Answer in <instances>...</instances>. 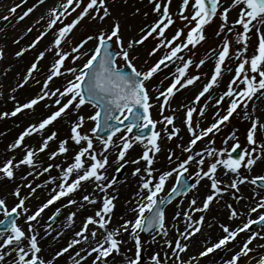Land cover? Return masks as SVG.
<instances>
[{
  "label": "snow or ice",
  "instance_id": "snow-or-ice-1",
  "mask_svg": "<svg viewBox=\"0 0 264 264\" xmlns=\"http://www.w3.org/2000/svg\"><path fill=\"white\" fill-rule=\"evenodd\" d=\"M43 2V0H40ZM150 2L154 3V11L160 13V19L149 26L147 31L142 29L144 34L140 37L139 40H132L129 42L127 48L124 46L123 39L120 37V23L114 22L110 31L101 30L97 33L96 36H88L86 40L79 46L83 47L88 41L96 40V46L92 50L91 54L82 53V55H88L86 62L80 68H69L68 72L72 73L73 79L68 81L67 87L61 91L59 88L54 91H47L48 83L55 76H60L63 73L61 72V67L64 64L65 59L70 55L65 52H57L58 59L51 66V74L47 77L43 84L42 94L37 95L35 98L29 100L27 103L19 104L15 109L11 112L0 113V116L7 117L9 115L15 116L20 113L24 109H31L34 105H36L40 100L45 99L46 97L56 96L59 94V98L55 100V104L58 105V109L49 115L47 118L43 119L38 125H31L26 128L16 139V141L10 145L11 149H15L21 147L25 137L31 135L34 132H39L43 130L47 125L51 124L58 117L61 116L62 113H65V110L70 106L74 108H79L80 106L86 103H92L100 110L96 111L93 116H90L89 119L96 121V126L92 129L93 133H96L103 123L106 129H111V134L102 140L104 149L107 150L108 147L113 146V136L116 132L120 131V128L117 124H112L110 121H117L118 124H124V120H129L131 117V122L125 125V129L127 133H132L133 129L147 130L149 126H151L152 131L150 135L145 138L143 135H136L134 138H130L128 136H121V144L118 146L120 148L118 152V161H124L126 151L132 147V143L134 141H145V151L140 159L146 162L147 167L145 171L148 176L151 177V173L153 171L151 165L153 164V157L149 155V152L155 154L160 151V147L157 143V140L160 137V133L155 131L156 121L151 119L149 114V109L152 105L149 103V95L148 90L145 87V81L150 79L154 73H156L161 65H166L167 62L173 61V58L183 60L182 56L178 54L181 53L184 49L188 48L189 45L195 47L200 41H202L205 37L203 35V26L207 24L218 12L219 10V0H191V6L193 9V14L191 16V21H196L195 26L190 28L187 33L186 41L180 43H173L178 40L181 36L183 30H177L176 34L172 37L171 40L164 38V30L168 27V25L173 23L172 17L169 13V9L167 4L170 3V0H165V6L161 11V3L159 0H150ZM83 3V0H66V3L61 4L60 9L53 8L50 12L51 19L48 21V27H54L58 21H60L61 17L64 16L68 9L71 8L72 11H75L77 7H79ZM190 0H182V6L180 9L181 18L184 20H189V17L184 16L183 13L185 9L189 6ZM243 5L240 9L238 18L233 22L232 26L228 25V12L230 7L224 8L220 13L221 20L223 23L220 26V31L223 32L225 28L227 31L231 33L233 31V27L235 25L242 26L243 31L237 32L235 39L238 44H243V49L237 50L236 59L240 60L236 68V77L230 83L228 90L224 93V96L231 98L230 105L227 109V114L220 117V119L211 124L208 128L196 131L192 126V116L196 111L195 108H188L186 112V123L189 129V132L192 135V139L189 141V147L185 148V151H191V147L194 146L198 140L202 139L204 136H207L209 133H212L214 129L218 130V126L222 124L224 121L229 120V117L237 110L239 107H243L244 118L251 120V127L247 133V142L250 145H257V141L254 136L259 125L258 119H252L247 109V103L253 99V96L260 90H264V34L260 33V28L264 27V0H232V5ZM16 7L10 9V12L15 13ZM33 9L29 8L20 19H23L27 16ZM90 11L92 12V19H98L99 21H103L106 17L110 15L109 9L107 7L106 0H88V2L83 7L80 15L73 20L71 23H68L58 29V32L54 39V45L57 49L60 48L62 41L71 33L72 29L75 27L77 23L84 16L89 15ZM8 17H4L7 19ZM191 21H189L191 23ZM255 22V23H254ZM252 28H256L258 34V47L255 54H253L250 58H242L243 53L247 51V41L249 39L248 33ZM31 31V29H29ZM153 33H156L162 39L160 40V44L157 48H154L150 55L155 54L156 51L159 50V47H165L168 49L167 54L161 57L147 72L137 71L135 66L132 64L130 59V49L133 47V44H142L144 40L148 39V37L152 36ZM220 32L217 33L219 35ZM115 39V43L119 47L118 52H113L112 44L113 38ZM42 37H38L37 41L34 42L31 47H35V43L39 42V39ZM230 50V41L227 36H225L224 41L221 45V50L218 53V57L215 63L214 73L210 78V81L204 86L203 90L199 92L196 96V101L199 102L200 98L205 95V93L209 92V90L217 83V78L221 75L222 65L225 62L226 57L229 56ZM73 52L79 51V48H73ZM215 51V50H212ZM23 54V51L17 52L16 55L20 56ZM3 52L0 51V57H2ZM120 56L123 61L127 64L128 67L131 68L130 73L123 72L120 67L117 66L116 57ZM44 57V52H41L37 58V61H34L31 64V67L28 69L24 83H27L28 79L32 78V74L34 71L38 70V61ZM79 56L73 57L74 60L79 59ZM204 60L199 62L200 65L204 64ZM192 64V60L189 58L187 61L183 63L182 67H178L176 72L178 75L174 77L173 83H171L165 91L160 92L156 97L157 100L161 101V113H163L164 106L168 104L169 97L174 95V89H177V85L180 87H185L187 85H191L195 80L199 79V76H194L184 80L182 83L181 80L185 76L186 69ZM245 65H250V71L254 74H258L260 77L257 80V75L249 76L247 75V70L245 69ZM199 67V65H198ZM243 74V75H242ZM240 81L245 85L244 88L240 90H235L232 87V84H235L237 81ZM19 87H23V84H20ZM224 96H221L217 103H221L224 99ZM68 97V99L61 103V98ZM15 99V97H12ZM143 110V112L140 111ZM103 112V120H101V115ZM127 112V115H125ZM119 113L120 115H117ZM200 115H203V111L201 110ZM120 116H123L124 119L121 120ZM83 117H78V122H76L71 127V139L76 143L80 144L81 141H86L87 146L83 147L78 151L74 156V162L68 165L65 169H62V180L58 185V190L53 189L54 194L43 204L41 205L33 214L27 216V221H35L37 217L41 215V213L52 205L55 201L59 200L61 197L68 195L71 192L76 191L82 181H87L93 179L96 183V188L99 191L106 193L107 189L112 186V184L116 183L115 179L111 180L109 183H102L107 180V177L101 172V169H104L105 165L108 163L107 157L104 156L101 159L97 158V155L90 151L93 149V139L87 135H82L78 129L82 126ZM174 121V116H164L161 123H165L166 125H172ZM264 127V125H260ZM179 130L173 129L172 132L167 133L168 139H171L173 135H175ZM56 133L53 132L47 138L43 140L42 146L39 151L43 152L47 147L49 141L55 139ZM228 140H236V143L233 144L231 149L228 148H209L207 149V155L213 156L215 155L217 159L215 162L211 163L207 169L204 171L203 168L200 169L202 172V176L200 172L197 173V183L199 182V178L207 177L210 181V187L214 190V194H219L226 190V188H221V182L216 179L215 173L217 171L218 166L224 167L226 170L230 171L235 175L231 185L228 187L232 189H238V184H244L249 181L247 176H241L239 173L240 168L243 166L244 168L251 170V168L256 164V162L261 158V154H264V145H258L251 148L249 151L245 149L241 155L238 157H234L232 153L236 152L240 149V144L235 136V134L226 137L224 140V144L228 143ZM67 140H63L59 143L58 152H53L50 156L51 158H55L56 155L66 153L68 148L66 144ZM214 143V141L212 142ZM150 145V147H148ZM259 148V151H258ZM35 151L31 148H27L24 157L18 162L14 163V158L7 159L2 166H0V173H3L4 176L11 179L13 177V168H18L21 164L35 166L34 165V156ZM201 158L197 161L198 165L204 164L203 153H197ZM91 160V163L85 166L86 157ZM171 159V155L169 156ZM195 159L194 156L189 155L185 160L181 161L176 168H173L170 171L164 172L159 176V180L154 185L151 182V179H144L142 183V188L145 191L143 195H140V200L137 202V207L133 209V211L137 212V216L134 221H125L119 227L109 230L108 225L111 223L110 213L114 207L113 199L114 197H110L107 194L103 197L102 208L97 210L95 213V217L88 216L80 229V231L75 233V237L71 242L67 245V247L61 249L56 252V257L62 256L64 253L68 252L74 246L82 244V243H90V247L88 249H81V251L85 252L86 255L81 257V251H77L75 256L73 257V264H81L82 259H86L87 255H91L95 253V258L93 260V264H108V257L113 253L120 254V245L122 243L117 237L121 232H129L131 237L135 240L136 252L134 257L125 256V264H140L142 259L141 257V242L139 239V231H147L153 227H159L164 235H167V231L164 229V210L162 205L166 202L158 199V194L163 190L164 185L168 177H171L173 173L177 174V184L182 183L184 174L188 171L187 165ZM243 162V164H242ZM132 163H139V160H134ZM52 165H49L48 168H45L44 171L48 172L51 169ZM56 167H60L56 165ZM123 167V164L117 169ZM81 170L82 174H81ZM76 172L75 179H72L71 183H68L69 178L72 173ZM141 172L140 168H136L134 170V175ZM31 174V173H29ZM264 186V175H259L252 177L250 183L254 186L258 185ZM196 185L193 184L192 187ZM27 187L31 188L32 186L29 184ZM35 191V189H33ZM177 194V187H173L167 194L166 200L170 202V200ZM15 195L17 197L20 196V190L17 188ZM84 201H88L89 203H95V199L91 198L89 195L83 196ZM214 200V195H208L203 202L201 208L194 209L195 211H205L209 208V204ZM69 204H75V200H69ZM25 199H20L18 204L8 209L6 206L5 200L0 199V209L3 211V215L6 217L5 220H0V225H4L3 228H0V248H5L7 246L15 245L12 248V251L18 254V259L14 261V264H52L51 261H45L38 254L41 252V248L38 246L37 236L35 234H30L27 236L29 241L27 247L22 246V241L26 238V233L19 227L16 223V219L14 218V214L16 216L19 215V211H27L24 208ZM192 205L196 204L195 200L191 201ZM230 212V219L236 218L241 215L237 210L232 209L231 205H228ZM264 209V196H261L259 202L250 208L251 213L259 212V215L256 219H247L245 223L238 226L235 229H230L228 225H221L223 232L225 235L220 238L217 242L212 243L210 246H206L203 251L199 253L201 257L207 256L208 254L214 252L216 249H221L226 246L231 240H234L236 236L244 231H249L251 226L254 224H260L264 226V212L260 211ZM148 213V215H145ZM60 214V209L57 208L56 212L53 216L49 217L50 220H55L56 217ZM76 215L75 212H72L68 216V220H72ZM179 215V213L177 214ZM108 216L106 219L105 217ZM188 223L186 224L185 231L180 233L185 240H188L195 233L200 232L201 225L204 222V217L200 216L198 220H192L190 214L185 213ZM89 225H95L96 228L89 231ZM48 228H51V225H48ZM33 230V226L29 224V233ZM99 230V232H98ZM100 235V239L97 240V235ZM259 232H254L249 236L248 240L244 243L241 252L234 255L230 260L226 262V264H237L240 255H247L251 249H249L248 245L251 243L253 239L259 235ZM168 243L169 247H172V243L170 241ZM187 244H181L179 240L175 242V247L173 249V254L176 256L179 264H190V262H186L180 259L179 254L183 253L187 250ZM6 253L0 252V261L4 259ZM75 257H80V259H76ZM152 261L154 264H161V260L159 254H154L152 256ZM259 264H264V258L259 261Z\"/></svg>",
  "mask_w": 264,
  "mask_h": 264
},
{
  "label": "rangeland",
  "instance_id": "rangeland-1",
  "mask_svg": "<svg viewBox=\"0 0 264 264\" xmlns=\"http://www.w3.org/2000/svg\"><path fill=\"white\" fill-rule=\"evenodd\" d=\"M21 1L26 2V0H14V2L11 4V8L16 6L17 4L23 5L25 3V2L21 3ZM64 1H66V0H64ZM143 1L144 2L145 1L150 2V0H143ZM87 2H88V0H83V3L79 7H77L75 9V11H72L71 8H69L68 12L64 16L61 17L60 21H58L54 27L50 28L52 33L57 34L58 29L60 27L66 25L68 23H71L73 20H75L80 15L83 7L85 6V4ZM106 2H107V7H108L109 12H110V15L108 17H106L102 22L99 21L98 19H92L91 18L92 12L90 11L89 15L84 16L83 19H81L79 21V23H77L75 25V27L72 29L71 33L65 38L64 41H62V43L60 45L61 47L57 51L54 52L56 60L58 59L57 52H65V53L70 54L65 59L64 64L61 67V72L63 73L62 75L70 74V76H72V79H73L72 73L68 72L67 69H69V68H80L86 62L88 55L91 54L92 50L95 48L96 43H97V41L94 39V40L88 41L86 44L83 45L82 48H80L79 46L83 43L84 40H86V38L88 36H96L97 33L101 30L110 31L113 23L118 21L120 23L119 35L123 39L125 48H127L130 41L139 40L140 37L144 34V32H142V29L144 31H147L149 26H151L153 23L157 22L160 19V15H161L160 13L156 12L155 15L149 16L148 13H145L143 11H138L139 10L137 8L138 3H140V2L143 3L141 0H106ZM159 2L161 3V11H162L163 7L165 6V0H159ZM150 3H153V2H150ZM31 6H32L31 8L34 10L37 7V4L33 3ZM167 6L169 9V13L172 17L173 23L168 25L167 28H165L164 38L171 40L172 37L176 34L177 30L182 29L183 32H182L181 36L178 38V40L174 41L173 43L175 44V43L185 42L188 31L190 30V28L194 27L195 23H196V21H191V16L193 14V9L191 6V0H190L189 6L185 9V11L183 13L184 16L189 17V20H184L181 18L180 9L182 6V0H170V3H168ZM228 7H230V10L228 12V25L232 26L233 22L238 18L240 9L243 7V5L242 4L241 5H232V0H219V10H218L217 14L207 24H205L203 26V35L205 38L202 41H200L198 44H196L195 47H193L192 45H189L188 48L184 49L181 53H179L178 55L182 56L183 60L173 58V61H171L170 64H168L167 66L161 65L160 69L156 73H154L150 79L145 81V87L148 90V95L150 97V104L152 105L151 115H152L154 121L157 122L156 123V131H158L160 133V137L157 140V143L160 147V151L156 152L155 154H153L152 152H149V155L153 157V164L151 165L153 171L151 173V177H149L147 172L145 171V168L147 167L146 162L144 160L140 159L143 155V152L145 151L146 140L140 141V143L138 145H136L137 141H134L132 143V147L126 151L124 161L127 160V157L129 154L131 155V152H132L133 148L135 147L136 148L135 152H137L138 159L142 160L145 163L144 167L140 168L141 169L140 173H144V174H142V176L140 178H137L139 181L140 187H142V183H143L144 179H151V182L154 185L155 183L158 182L159 176L161 174H163L164 172L170 171L173 168H176L178 166V164L181 161L185 160L189 155H193L195 152L201 151V150L205 151L203 153L204 164L202 166L197 164V161L201 158V156H197L195 159V165L199 168V170L201 168H203L204 171H207L209 165L211 163L215 162L217 157L215 155L208 156L206 153L207 152L206 150L209 148L221 149V148H225V147L228 149H231L233 144L236 143V140H228V143L226 145L224 144V140L226 137H229L232 134H235V136H236V138H237V140H238V142L242 148V153L245 149H248L250 151L251 148L254 146L264 145V139H260V137L258 139L256 136H254V138L257 141V145L248 144L247 133L251 127V120L244 118L245 109L243 107L237 108V110L229 118V120L225 121V123H223L222 125H220L218 127V130L214 129L212 133H210L207 136H204L202 140H200L194 146H192L191 151H185L184 150L185 148L180 146V144H179L180 136L177 133L175 135H173L171 139H168L167 133L172 132L173 129L168 128V129L164 130L165 126L167 127L169 125H166L165 123H161L164 116L172 115V116H174V119H176V117H177V113H176L175 109L170 107V101L184 87H180V85H178L177 89L174 90V95L169 97L168 104L164 106L163 113H161V101L163 100V98L161 97L160 100L156 99V97L159 95V93L165 91L168 84L170 83V81L173 80L176 75H178V73L176 72V69L178 67H182L183 63L190 58L192 60V64L186 69L185 76L182 78L181 82L183 83L184 80H186L188 78H191L194 76H199V79L195 80L194 83L191 85L193 86V85L198 84V82L201 78H203L205 85H206L210 81L211 76L213 75L212 72H214L215 63H216V60L218 57V53L221 50V45L224 41L225 36H227L228 40L230 41L229 56L226 57L224 64L221 66L222 71H221V75L217 79V83L209 90V92L205 93V95L200 98L199 102H197L195 98L199 94V92L203 90L204 87L202 89L193 90L191 92L192 98H193L192 101L191 102H185L180 107V115L185 120H186L187 109L188 108H195L196 109V111L193 113V116H192V126H193V128L196 129L197 132H199L200 130L208 128L211 124H213L215 121H217L220 117L225 115V112L227 111V109L230 105V101H228V102L226 101L228 97L224 96V93L228 90L230 83L236 77V68H237L238 64L240 63V60L236 59L237 50L243 49V44L242 43L238 44L236 42V39H235L236 33L243 31L242 26L235 25L233 27V31L231 33H229L227 31V28H225L223 32L220 31V26L223 23V21L221 20V17H220V13L223 11L224 8H228ZM23 10H24V8H23ZM26 11L25 10L22 11V13L19 16H22ZM27 16H25L23 18V20L26 19ZM127 18H128V20H127ZM50 19H51V16H46L44 19L45 24L47 26H48V21ZM189 21H191V23ZM149 22H153V23L149 24ZM218 32H220L219 35H217ZM260 33L264 34V27L260 28ZM248 37H249V39L247 41V51L243 53L242 58H244V57L250 58L257 51L259 39H258V34L256 31V28L251 29V31L248 33ZM115 39L116 38L114 37L113 38L114 42H115ZM161 39L162 38L159 37L156 33H153V35L148 37V39L144 40V42L142 44H133V47L129 50L130 51V59H131L132 64L135 66V68L138 71H140L142 73L147 72L161 57H163L165 54H167L168 49L164 48L163 50L159 49L158 51L155 52V54L150 55L152 50L154 48H156L157 43ZM115 45H116L117 49L119 50L118 45L116 43H115ZM73 48H79V51L73 52L72 51ZM212 50H215V51H212ZM82 53H87L88 55H82ZM134 53H136L135 56H134ZM75 56H79L80 58L74 60L73 57H75ZM201 60L205 61L203 65L199 64V62ZM118 64H119V66H122L123 64H125V62L123 61V59L120 56H119ZM198 65H199V67H198ZM245 69L247 70V75H249V76L257 75V80L260 78L258 76V74H254L250 71V65H245ZM53 82L54 81L51 80L48 83L47 91H51L56 86L55 85L56 81L54 83ZM43 84L44 83H42V85L40 86V89L38 91L30 92L29 95L30 96L31 95L36 96L35 93L41 94ZM232 87L235 90H240V89L244 88L245 85L238 80L235 84H232ZM56 89H57V87H56ZM54 90H55V88H54ZM60 90L63 91L62 89H60ZM213 90H215V91H213ZM214 92H217V93L215 94V96L213 98ZM5 94H6V92H5ZM221 94H223V96H224L223 101L219 105L217 103L216 107H214L211 111L207 112L208 115L205 116V117H207L206 123L203 124L202 126L197 125L196 121H198V120L196 119L197 118L196 112L200 113L202 110L203 114H205L206 103L209 102L211 99L217 100L218 96H221ZM257 97H258V95L256 93L253 96V99L247 103L246 111L248 112L249 116L252 119H258L259 120L260 123H259L257 129L258 128L262 129L264 132V127L260 126V125H264V104L259 102L260 97L259 98H257ZM57 98H59V94L54 96L53 103H52V105H50L51 106L50 111H47V112L43 111V113L39 114V115H41L40 116L41 120L47 118L49 115H51L53 112H55L58 109L59 106L55 104V100ZM18 99L19 100H17V101H12L10 99L9 92H8L7 93L8 103H6V104L1 103L0 104V113H2L1 109L5 110V108L7 107V105L9 103H11V106H12L9 108L11 110L10 111V113H11L15 109V107L17 106V103L24 104L23 102H26V98L24 96H23V98L19 96ZM67 99H68V97L61 98V103H64ZM254 102H256V103L259 102V104L255 105ZM154 103L156 104V106ZM83 108H84L83 105L80 106L79 108H74V107L70 106L68 109L65 110V113L61 114V116H64L70 110L72 111V118L67 119V121H66L67 124L64 127V129H65L66 133L69 135V137H71V135H72L71 127L76 122H78V117L82 116L84 119L82 122V126L78 129V131H80L82 135H87L93 139V149L90 151L94 152L97 155L98 159H101L104 156L107 157L108 163L105 165V167H104V169H105L111 163L109 158L113 153L112 151H116V153L118 154V152L120 150V148L118 147L121 144L120 137L121 136H128L130 138H134L135 136L132 133H127L126 129H125L122 131L120 136L118 135L117 137H113V146H110V147H108L107 150H105L103 143H102V140L104 138H99L95 135V133L92 132V129L96 125V121L89 119L90 116H93L95 114L97 109L93 108L92 113L90 112L85 116ZM86 108H88V107L86 106ZM198 117H200V116L198 115ZM26 120H28V121H26ZM30 121L31 120H29V119H24L23 110L15 116H11V115H9L7 117L0 116V166H2V164L9 158H14V163L18 162L19 160H21L24 157L27 148L33 149L36 153L34 158H33L34 165H35L34 167L21 164L18 168H13V177L11 179L4 176L3 173H0V181H2V183L0 185V199L5 200L6 206L8 207L9 210H11L12 207H14L16 204H18L20 199H25L24 196L27 195L28 191H31V189L33 191V189H35V191H33L34 193L31 195V197H29L30 198L29 200H31V201L29 203L25 202V204H24V208L27 209V211L25 212V211L18 210L19 215L16 216V218H15L17 225L22 228V230L26 233V235H27V230H29L28 229L29 224H31L33 226L32 231H34L35 221H38L41 218V215H40L39 217H37V219L35 221H27V219H26L27 216L33 214L41 205H43L51 197V195L54 194L53 189L58 190V187L51 188V190L49 189L50 191H48V193L43 198L44 200H42V201L38 200L39 196L44 193V190L41 191L40 185L37 182L38 181L37 178L40 176V174L42 172H43L42 173L43 178L48 177L49 171L53 170L55 167V163L52 164L51 160L48 157H46V151L51 156L54 149L58 151L59 143L61 142V141L55 140L53 143L48 145L47 149H45L43 152H41V151H39V149L42 146L43 140L46 137L44 136V134L40 135L39 133L34 132L31 135H33L34 138H37L38 141L36 143L30 142L31 136L29 135L30 137H28V136L25 137L21 147L11 149L10 145H12L16 141V139L19 137V135L26 128L29 127V126H27V123H29ZM55 121H53L52 123H54ZM185 138H186L187 143L189 144V141L192 139V135L189 132V129L185 133ZM167 141L169 143L164 144V142H167ZM213 141H214V143H212ZM29 142L32 143L31 146H30ZM24 144H29V145L23 146ZM72 144H73V147L68 149V151L66 152V154H67L66 157H68L67 159L72 160V162H74L75 154L78 151H80L81 148L86 147L87 142L81 141L80 144H76L72 140L71 145ZM148 147H150V145H148ZM162 151H164L163 156L167 157V154L171 155V159H169V157H168L166 165L162 169H160L162 163L158 160V156H160ZM258 151H259V148H258ZM262 158H263V160L260 163H263V165H261V164L259 165V161ZM52 159L55 160L54 158H52ZM83 159H85V166L87 167V165L91 163V160L88 158L86 160L85 157ZM242 164H243V162H242ZM49 165H52L51 169L48 172H45L44 169L48 168ZM126 166H127V164H125V165L123 164V167L120 168L119 171H117V169L120 167V165L115 164L113 167L114 172H112V174H111V180L115 179V181L117 180L118 183L120 181H121V183H123V181H124L123 178L126 176L127 180L130 177V182L132 183V179L135 178V175H132L126 169ZM254 167H255V169L248 170L242 166L239 170V173L241 176H247L249 178L248 182H250L252 177L264 175V154H261V158L256 162ZM187 168H188L187 175H188V173L191 174L190 173L191 172L190 163L187 165ZM104 169H101L100 171L103 172V174L105 175ZM60 170H62V168H60ZM228 172L231 173L230 171H228ZM29 173H31V174H29ZM36 174L38 175L36 178V181L31 180L32 177H34V179H35ZM231 174L235 177V175L233 173H231ZM190 177H193V174ZM215 177L217 180H219L221 182L220 187L226 188V190L224 192L230 194V198H229L228 202L232 203L234 201L235 206H236V203H238L239 199L242 198V197H239L238 194H243L240 192V188L244 187L245 184H247L248 182H246L244 184H238V189H239L238 191L236 189H233L230 191L229 190L230 187H228V186L231 183L226 182L223 176L220 177L216 173H215ZM174 178H175V173H173V175L171 176L170 183H167V180H166V183L164 185L163 190L158 194L159 196H162L164 192L167 193V191L174 185V182H175V180H173ZM193 178L195 179V185L198 184L197 179L195 177H193ZM201 179L204 180L206 187L208 188L210 193H212L214 196H216V198H222L225 195L224 193L214 194V190H212L210 187L211 181L207 177H204ZM61 180H62L61 178L59 179V181L57 179L58 185L61 183ZM91 180L94 181L93 179H91ZM68 183H69V180H68ZM29 184L32 186L31 188L27 187V185H29ZM251 186H254V185L251 184ZM257 186L258 185H256L255 187H257ZM17 188H19V190H20V196L19 197H17L15 195ZM257 188H259V187H257ZM262 190L263 191H261V195L259 196V198H256L257 200H255L253 202L254 206L259 202L261 196H264V188ZM145 191L146 190H144L143 194L145 193ZM34 194L36 197L38 196L37 199L32 198L34 196ZM107 195L110 196L109 194H107ZM103 197L104 196H101L99 198L96 197V204L98 205V207L102 206L101 202H103ZM110 197H112V196H110ZM205 199H206L205 197L204 198L202 197L201 199L197 200L198 206L200 208L202 207ZM230 203H226V204L230 205ZM235 206L233 205L232 209L237 210V208ZM228 209H229V207H228ZM229 210L231 211V209H229ZM260 211L264 212V209H262ZM55 212H56V210L49 217L53 216L55 214ZM237 212H238V210H237ZM69 213H70V210L66 211V216H68ZM185 213H188V212L182 211V214H184V217H185ZM23 215H24V218L20 219L19 217H22ZM258 215H259V212L255 213L254 215H247L246 217L236 221L234 226H231V229H235L238 226L242 225L249 218L256 219ZM1 216H2V213H0V217ZM136 216H137V212L135 211L131 215V221H134ZM196 217L194 218V221L197 220ZM198 219H199V217H198ZM204 219H205L204 220V222H205L206 218L204 217ZM47 222L52 224V222H54V220H50L48 218ZM262 228H264V226L258 225L254 228H251L249 231L242 233L237 238V240L239 241V244L241 246V249H242L244 243L248 240L249 236L252 235L254 232L261 231ZM164 229H165V227H164ZM156 233L159 236L164 235L163 231L160 228L158 230H156ZM138 234H139V239L141 242V249H140L141 254H144V256H143L144 258H143V260L140 261V264H150V262L152 261L151 258L154 255V253H153L154 247L150 244L148 236L146 237L142 233L140 234V232ZM224 235H225V233L222 232V233L218 234V236H216L213 240L204 243L203 246L201 247V250H199L198 252L203 251L206 246H210L212 243L217 242ZM257 237L258 236H256V238ZM256 238L253 239L251 241V243L248 245V247H249V249H251V251H249L247 253V255H240L237 264H259V261L262 258H264V239H262L261 241H258L257 245L252 246V243L256 240ZM192 239H194V238H189L188 240L190 241ZM177 240L180 241L181 239L175 238L173 240L172 249H174L175 242ZM24 242L26 243V247H27V245L29 243L27 236L24 239ZM37 242H38V239H37ZM133 242L135 243V240L133 238H131V244L133 246L132 247V253H131L132 257H134V255H135L134 252L136 251V247H134ZM240 252H241V250L232 252V254H230L229 260L234 255H236L237 253H240ZM159 257H160L162 264H169L167 261V258H166V253H162ZM42 259H44V258L42 257ZM180 259L183 260L182 257H180ZM227 261L228 260H226V261L222 260L219 264H226ZM176 263L179 264L177 259H176ZM7 264H11L10 260H7Z\"/></svg>",
  "mask_w": 264,
  "mask_h": 264
},
{
  "label": "bare ground",
  "instance_id": "bare-ground-1",
  "mask_svg": "<svg viewBox=\"0 0 264 264\" xmlns=\"http://www.w3.org/2000/svg\"><path fill=\"white\" fill-rule=\"evenodd\" d=\"M141 1L143 3L140 2L137 5V8L139 9L138 11L148 13L149 16L155 15L156 12L153 10L154 3H150L148 1L144 2L143 0ZM12 2H14V0H0V51L3 52L2 57H0V104L8 103V92L12 101H17L19 100V96L22 98L24 96L26 98V102L23 103H27L29 100L35 98L37 95H40L35 93L36 96H30L29 93L33 91H38L42 83H44L47 77L51 74V65L54 64L56 61L54 52L58 50L54 45V39L56 34L52 33L51 29L45 24L44 19L46 16H50V12L53 8L60 9L61 11H63L60 6L61 4L66 3V1L64 0H43V2H40V0H26L24 5L20 6L15 13H12L10 12L9 8ZM33 3L37 4V8L35 10H32L28 14V18L24 20L20 19L19 15L21 14L23 8L26 11L31 8V5ZM4 17L8 18L4 19ZM151 23L153 22H149V24ZM29 29H31V31H29ZM40 36L42 38L39 39V42L35 43V47H31V45L36 42L37 38ZM159 44L160 40L157 43L156 48L159 46ZM164 48L165 47H159V49L162 50ZM20 51H23V54L17 56L16 53ZM41 52H44V57L42 59H39L38 61V70L33 72L32 78L28 79L27 83H24L28 69L31 67V64L34 61H37V58ZM135 54L136 53H134V56ZM165 63L166 65H168L171 62L166 61ZM70 79H72V76H70V74L53 77L52 80L54 82L56 81V86L54 88L56 89L57 87L63 90L65 87H67L68 81ZM20 84H23V87H19ZM204 86L205 82L203 78H201L198 84L193 86L187 85L186 87L182 88V90L178 92L176 96H174L170 101V107L175 109L177 117L172 125H169L167 127L164 125V130L168 128L178 129L179 131L177 132V134L180 136L179 144L183 148L189 147V144L187 143L185 138V133L188 131V126L186 120L180 115V107L183 103L192 101L193 98L191 92L193 90L202 89ZM54 88L51 91H54ZM216 93L217 92H214L213 98ZM257 95V98L260 97L259 102L264 104V90L258 91ZM221 96H223V94H221ZM221 96H218L217 100ZM12 97H15V99H12ZM53 98L54 96L46 97L45 99L40 100L31 109H24L25 111L23 110L24 119L31 120L29 123H27V126H31L34 124L38 125L42 121L40 118L41 115L39 114L43 113V111H50V105H52L53 103ZM217 100L211 99L209 102L206 103L205 114L200 115V113L196 112V119L199 121H196L197 125L202 126L206 123L207 117L205 116L208 115V111H211L214 107H216ZM230 100L231 98L228 97L226 101L228 102ZM259 102H254V104L258 105ZM86 106L88 108H86ZM10 107H12L11 103L7 105L5 110L1 109V112L10 113ZM83 107L85 116L90 112L92 113L93 108L98 109L92 103H86L83 105ZM198 115L200 117H198ZM71 118L72 111L70 110L67 114L61 116L60 118L58 117L54 123L47 125L43 130L37 133H39L40 135L44 134V136L47 138L49 135L55 132V139L49 141L48 145L53 143L55 140H67V148H72V139L69 137V135L64 129L67 124V119ZM121 133L122 130L117 132L113 137H117L118 135L120 136ZM30 136V142L36 143L38 141L37 138H34L33 135ZM255 136L258 139L259 137L260 139H264L263 130L258 128L256 130ZM30 142L29 144L31 146L32 143ZM139 143L140 141H137L136 145H138ZM166 143L168 144L169 142H164V144ZM29 144H24L23 146ZM135 150L136 148L134 147L131 152V155H128L126 161H118V154L116 153V151H112L113 153L109 158L111 163L108 167L104 169L107 180L103 181L102 183L107 184L111 181V174L112 172H114L113 167L115 164H127L126 169L132 175H134L133 173L136 168L144 167L145 163L142 160L138 159L137 152H135ZM53 152L58 151L54 149ZM204 152L205 151L203 150L197 151L192 156H194L196 159V157L198 156L197 153ZM66 155V153L58 154L55 156V160H53L52 158L50 159V154H48L46 151V157L51 160L52 164L55 163V167L53 170L49 171L48 177L43 178L42 172L38 178V175L36 174L35 179L34 177H32L31 179L36 181L37 178V182L40 185L41 191L44 190V193L41 194L38 198L39 201L44 200L43 198L48 193V191L51 190V188L58 187L57 179L59 181L60 178L62 179L63 175L62 170H60V168L65 169L68 165L73 163L72 160L67 159L68 157H66ZM163 155L164 151H162L160 156H158V160L162 163L160 169H162L166 165L167 159L170 156L168 154L167 157ZM85 158L87 160V156ZM195 159L190 162L191 174L188 173V177L193 174V177L198 180L197 173L200 172V170L195 165ZM134 160H139V163H132V161ZM262 160L263 158L259 161V165H263V163H260ZM56 165H59L60 167H56ZM253 169H255L254 166L251 170ZM82 171L83 170H81V174ZM142 174L144 173L135 174V178L132 179V183L130 182V177L127 180L126 176L123 178V183H121V181L118 183V181L116 180V183L112 184V186L107 189L106 193L101 192L99 191V189L96 188L97 182H94L91 179L87 181H82L80 187L76 191L61 197L52 205H49V207L44 210L45 212L43 211L44 213H41V218L38 221H35L34 231L29 233V230H27L26 235L28 236L30 234H35L38 237V246L41 248L39 256L41 258L43 257L45 261H51L52 264H73V257L75 256V253L77 251H81V249H88L90 247V243H82L74 246L62 256L56 257L55 255L56 252L67 247V245L71 242L73 238H78L75 237V233L80 231L86 218L88 216L95 217L96 211L101 209V206L98 207L96 202L89 203L88 201H84L83 196L85 195H89L91 198L95 199V201L96 197L99 198L101 196H105V194H109L110 196L114 197V207L112 209V212L109 214L111 217V223L107 226L109 230L119 227L125 221H131V215L135 212L133 211V209L137 207V202L140 200V195H143L144 192V189L139 186V181L137 179L140 178ZM216 174L220 177L223 176L225 181L228 183H232L233 179L235 178L222 166H218ZM200 175L202 176V172H200ZM75 177L76 172H73L71 177L69 178V183H71L72 179H75ZM173 180H175V178ZM170 181L171 177H168L167 183H170ZM1 183L2 181H0V185ZM229 190L231 191L233 189L230 188ZM261 191L263 190L255 186H251V183L248 182L247 184H245L244 187L240 188V192L243 194H238V196L242 198L239 199V202L236 203V206L234 201L232 203L228 202L230 194L225 193L222 198H216V196H214V200L210 203L208 210L195 211L194 209L200 208L198 206L197 200L201 199L202 197L206 198L208 195H213L206 187L204 180L199 178L198 184H196V186L192 188L190 192H188L189 194H182L165 208L164 227L167 231V235L159 236L154 230L148 235L149 242L154 247L153 253H158L159 256L162 253H166L168 263L177 264L176 256L173 254V249L172 247H169L168 243L166 242L170 241L172 243L175 238H180L181 244L188 245L187 250L179 254V257H182L183 261L190 262V264H219L222 260H229L230 254H232V252L241 250V246L238 240L229 242L226 246L222 247L221 249L215 250L214 252L208 254L206 257H201L199 255L201 251H198L201 250V247L204 243L213 240L216 236H218V234L223 232L222 228L220 227L222 224L228 225L231 229V226H234L236 221L246 217L247 215H254L255 213L250 212V208L254 206L253 202L257 200L256 198H259V196L261 195ZM33 193L34 192L31 189V191H28L27 195L24 196L26 203H29L31 201L29 200V197H31ZM164 194L166 193L164 192L163 195ZM37 197L34 194L32 198L37 199ZM69 200H75L76 203L69 204ZM192 200L196 201L195 205L191 204ZM102 203L103 202H101V205ZM226 203H230L231 206L234 205L241 215L236 218L230 219L231 211L227 207L229 204ZM57 208L60 209V214L58 215V217H56L52 224L48 223L47 219ZM68 210H70V213H76V215L71 221L68 220V216L70 213L68 214V216H66V211ZM182 211L188 212L191 215L192 220H194L196 216V219L200 216L206 218V221L203 223L204 226L201 228L200 232L195 234L194 239L190 241L185 240L183 236L180 235V233H183L185 231L186 224L188 223L187 218L184 217ZM178 213L179 215H177ZM19 218H24V215ZM106 218H108V216H106ZM49 224L51 225V228H48ZM94 228H96L95 225H89V231L93 230ZM259 233L260 234L257 235L258 237L256 238V240L252 243V246L257 245L258 241L264 239V228H262ZM117 238L122 241L120 245V254L113 253L111 256H109L107 258L108 264H124L125 256L132 257L131 253L133 246L131 244L132 237L130 235V231L121 232ZM96 239H100L99 234L97 235ZM133 244L135 247L134 242ZM22 246L26 247V243L24 242V240L22 241ZM14 247L15 245L0 248V252L6 253L4 259L0 261V264H7V260H10L11 264H14V261L18 259V254L12 251V248ZM85 255L86 253L81 251V257ZM95 255L96 254H92L90 256L87 255L86 259L81 260V264H93ZM75 258L80 259V257Z\"/></svg>",
  "mask_w": 264,
  "mask_h": 264
},
{
  "label": "water",
  "instance_id": "water-1",
  "mask_svg": "<svg viewBox=\"0 0 264 264\" xmlns=\"http://www.w3.org/2000/svg\"><path fill=\"white\" fill-rule=\"evenodd\" d=\"M112 50V49H111ZM114 52V51H113ZM115 53V52H114ZM123 72L125 73H130L131 72V68L126 66L124 67L123 69H121ZM141 112H143L142 109H140ZM103 112H102V115H101V120H103ZM117 115H120L119 113H117ZM131 117H129V120H125L124 121V124H118L117 121L113 120V121H110V123L112 124H117L118 127L121 129L122 127H124L126 124L130 123L131 122ZM97 133L101 136H107V135H110L111 134V129H106L103 125V123L101 124V127L100 129L97 131Z\"/></svg>",
  "mask_w": 264,
  "mask_h": 264
}]
</instances>
